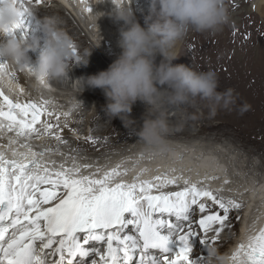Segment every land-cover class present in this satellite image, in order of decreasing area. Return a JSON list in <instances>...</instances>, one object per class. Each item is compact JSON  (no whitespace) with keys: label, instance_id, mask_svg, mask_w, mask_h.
Masks as SVG:
<instances>
[{"label":"snow or ice","instance_id":"1","mask_svg":"<svg viewBox=\"0 0 264 264\" xmlns=\"http://www.w3.org/2000/svg\"><path fill=\"white\" fill-rule=\"evenodd\" d=\"M17 2L25 14L10 34H27L33 21L38 27L39 23L27 12L25 3L31 0ZM43 2L35 0L38 6ZM85 10L92 11L90 7ZM72 50L75 51L74 46ZM4 70L5 64L0 61V71ZM9 75L13 79L15 74ZM47 103L14 101L0 89V120L8 121L0 123V129L15 131L17 137L48 133L53 128L50 123L35 127L42 111L52 115ZM55 138L61 140L58 134ZM41 155L32 153L29 164L5 161L0 156V264H206V255L198 262L191 259L192 238H198L207 252L220 233L230 229V211L242 207L234 199H225L219 190L213 194L198 186L202 182L194 183L182 176H157L154 180L158 183H137L136 177L131 184L112 186V173H106L102 179L83 175L77 178L74 173H79L80 168L74 167L57 172L58 178L53 181L34 171L40 168L36 157ZM8 163L12 166L8 176L15 177L16 184L5 179L4 165ZM181 180V191H160ZM40 183L62 185V190L58 194L55 187L45 189L37 199ZM153 188L158 194H152ZM206 201L221 211L199 219V227L204 231L200 238L192 224L197 208L201 214L208 211ZM209 232L215 235L209 237ZM248 240L247 245L240 243L232 253V264H264V228Z\"/></svg>","mask_w":264,"mask_h":264},{"label":"rangeland","instance_id":"2","mask_svg":"<svg viewBox=\"0 0 264 264\" xmlns=\"http://www.w3.org/2000/svg\"><path fill=\"white\" fill-rule=\"evenodd\" d=\"M68 1H76V6L80 4L77 0H67L65 3H67L68 6L71 7H73V4H70ZM226 1H229V8L232 6V9L235 10V8L237 7L234 6L235 3L232 2V0ZM84 2L85 1H83L82 3L84 4ZM86 2L85 5L90 4V7L92 9L91 12L84 11V13H82L77 9H70L71 7H64V11H61L58 8L59 3L57 5L43 3L42 5L35 6L36 20L41 17V14L52 15L58 18V27L68 36L73 46L75 47V51L72 50V63L76 62V57H81L84 60H87L88 55L91 53L88 58V64L86 66L82 65L79 67H73L69 71L68 75L72 80L80 77H87L89 75L96 74L99 71L106 70L108 66L113 62V60H115L116 57L120 54L118 53V50L115 49V47H112L115 46V44L118 45V41L110 40V38L107 37L109 36L107 34L111 32L110 34H114L110 36H116L119 33L123 22L112 21L110 20L111 17L109 15V17H101L102 13L97 11V9L100 8L99 6H104L106 3H110V0H105V3L100 5H97L98 0H96L95 2L87 0ZM149 2L150 0H132L131 8L133 14L136 20L141 24V26L145 25V19L149 15ZM105 6H107V4ZM30 7H32V5H30ZM230 10L231 9H229V11ZM249 16L253 17L248 18ZM235 17L236 19L232 21L236 22L238 25L232 26L227 24L221 30L212 33L189 32L183 40L179 41L180 45L183 47V53L181 52L179 54V57L174 60L173 63L184 64L197 72L208 70L214 71L218 75V91L223 92L225 89H233L234 94L237 97L236 105L231 109H218L214 114H212L208 102L197 97L195 102L191 106H184L183 108H170L167 113L168 121L172 126L171 132H174L175 134H168L165 137V141L166 139L172 140L174 138L173 140L180 139L176 141L183 142L184 139L185 141L189 140L190 138H192V136L198 137V139H206L211 136L210 134H214L212 136L215 138L219 136L217 133L222 132L224 133V135H231L232 138L235 139L233 140L230 137L233 141L237 142L239 140V143H244L245 145L248 144L247 146L253 149L256 153L258 152V157L257 154L255 155V167L252 166L249 162V159L247 160V158L245 157L242 158L243 160L246 159L244 160L246 162L243 161L242 164L244 166L249 165L247 167L245 166L244 168H247L249 170V174L251 176L255 175V179H260L262 176H264V70L262 68V66L264 65V35L262 34L260 29L254 27L253 25L251 26V22L258 21L264 24V16L260 15V13L257 12L246 13L245 11L238 9ZM238 26L240 28H243L242 32L235 31V28H238ZM34 30L35 34H37L33 37ZM216 34L219 37L222 36V39L224 36H227L226 38L230 40L229 37H231L230 46H228L226 49L227 54L223 55V58H220L219 52H222L221 47L212 51H204L203 48H201L203 52H198L199 49L197 48V41L201 40V38L212 40V36ZM37 35L38 38H40L41 40L43 39L42 32L35 24V21H33L32 33L27 32V36L29 39H32L36 38ZM204 39H202V45L208 46L207 43L204 42ZM215 39L216 36L213 38V41L218 40ZM232 39L234 43L232 42ZM242 43L245 44L243 45ZM244 46L248 47L247 58L245 56L246 52L243 53L244 48L242 49V47ZM229 48L233 52L232 56L228 51ZM117 49H119V52H121L119 47H117ZM186 52H188V54L185 55ZM224 57L228 58V60H230L231 62L229 61L230 64L228 63V66L223 67L225 68V70L222 69L221 71L222 67L220 63H218L217 59H220V61H222L224 60ZM249 60H251V63H249ZM13 69L16 70V68H10L9 72L13 73ZM249 69H251V72H249ZM229 70L231 71V73L229 72ZM17 71L19 72V74L17 75L18 79H20L21 77L26 78L24 76V72L22 73L20 70ZM232 73H234V77L231 78ZM241 75L243 77L245 75V77L243 78L241 77ZM26 80L27 79L22 81L23 86H25V88L23 87L25 91L23 90V93L17 94V97L14 96L15 94L10 96V98H12L14 101L18 100L20 102H23V96L34 94L35 91L30 89L31 87L29 88V85L26 84ZM72 80L49 81L45 83L47 88L50 90L47 89L49 92H45L44 90L42 96H44L45 98L47 97L46 99L48 104L46 105V107L48 111L52 113V115L47 114L44 120L41 123L35 125V127H40L41 124L47 122L50 123L53 128L48 133H45L37 138L39 140V143L37 144L33 142L34 138L32 137L21 136L26 142H28V144L30 143L29 145H31V142L33 145H28L30 150L28 147H25V153H30L32 155L35 149L34 146L41 147L42 150L49 151V154L38 157L37 160L39 161L41 168L47 167V172L56 169L54 171V174L49 173L50 180L54 181L58 178L57 172H63V170L65 169H72L74 167L80 168V172L79 175H77V178L81 175L90 177L91 174V176H94L96 172L100 175L96 174V176L98 177L94 178H103L107 173L106 171L111 169L113 166L112 159H118L115 155L120 154V152H123L122 154L127 156L126 158H124L125 160L130 158L132 159L133 153H136L135 156L137 154H141L142 157L144 156V158H150L151 156H153V152L146 150L143 144L138 141V137L136 135V132L139 130L140 125L143 123V116L145 113V105L142 102L137 101L132 107V112L129 118L135 121L134 124L125 127L124 123L119 118H115L112 119L111 122H107L105 121L107 117H105L103 112V106L105 105L106 100L102 90L86 88L85 91L80 94L82 89H80L76 85L75 81ZM243 80H245L246 84L250 85V88L247 89V94H249L248 101L243 99L245 94L244 89L241 86H239L240 88L238 87L239 83ZM238 92L241 93V95H239ZM5 93L7 94L6 91ZM76 98L83 102L86 109L79 111H74L72 109V105ZM64 113H69V115L65 117ZM0 122L3 124L8 123V121L6 120H0ZM126 123L129 122L126 121ZM194 127L197 130L198 135H187V133H185L187 130L191 128L193 129ZM180 129L182 134L178 135V131ZM6 131V128L0 129V136L7 140L9 138L13 139L12 142H10V145L12 143H15L17 145L19 143L22 144L23 140L21 138L15 140L16 142L14 141V139L17 138L15 131H12L11 133H7ZM41 131H43V129H41ZM57 134L61 137L60 141H57L55 138ZM72 135L74 136L72 137ZM17 145H11L9 147V153H23V149H20L21 152L16 149ZM165 145V149H167L168 144L165 143ZM31 147L34 148L32 149ZM15 150H17V152ZM50 152H52V154H50ZM54 152L56 155H54ZM106 159L109 162L111 160L112 163H109ZM118 161H116V164L121 165L120 160ZM46 163H56L59 167L50 168ZM105 164H111V167L106 168V166L104 167ZM84 165H88V167L84 168ZM122 167L123 165L119 166V168ZM255 169L257 170V172ZM90 179L93 178L90 177ZM181 185H168L167 188L164 187L160 191H180L182 190L181 188L179 189ZM37 187L39 188V191L36 192V197L40 198V192L44 191L45 189L53 190V188L55 187L56 190L57 188H62V185L54 186L51 183H40ZM221 196H223L225 199H234L235 201L240 199L239 197L230 198L225 195ZM215 206L216 205H214L213 203L206 205L207 209L209 208V211L204 215L212 214L215 211L213 210L216 208ZM235 211L239 214L238 210ZM259 212L260 211H258L257 214H253L252 217L258 215ZM234 215L235 212L233 209L230 211V219H232ZM249 221L251 223V220ZM235 225H238V223L232 224V222H230L231 227H235ZM220 238L225 239V234L221 233ZM198 249L199 248L194 249V252L198 251ZM201 251H204V249H202Z\"/></svg>","mask_w":264,"mask_h":264},{"label":"clouds","instance_id":"3","mask_svg":"<svg viewBox=\"0 0 264 264\" xmlns=\"http://www.w3.org/2000/svg\"><path fill=\"white\" fill-rule=\"evenodd\" d=\"M103 3L105 0H98L97 5ZM111 3L114 8L107 15L123 22L117 42L120 54L106 70L72 80L69 71L86 66L91 53L87 60L76 57L72 63L73 44L58 27L55 17L37 19L42 42L38 37L29 39L27 34H10L25 10L17 0H0V61L5 64V70L0 71V89L15 93L17 85L8 69L16 66L27 67L37 85L72 80L82 89L80 94L86 88L102 90L106 100L105 121L119 118L125 127L135 123L129 117L133 105L140 101L145 105V113L136 135L144 148L154 153L166 148L165 137L172 131L167 115L170 108L191 106L197 97L208 102L212 114L236 105L233 89L218 91L217 73L197 72L173 63L179 57L177 43L189 32L212 33L228 24L225 0H150L144 26L133 14L132 0H111ZM27 12L36 18L35 9L28 8ZM100 13L101 17L105 15ZM37 50L38 56L33 61L29 53ZM157 56L161 57L159 63ZM72 109L86 108L76 98ZM206 257V264H232L230 253H221L215 247L207 250Z\"/></svg>","mask_w":264,"mask_h":264},{"label":"bare ground","instance_id":"4","mask_svg":"<svg viewBox=\"0 0 264 264\" xmlns=\"http://www.w3.org/2000/svg\"><path fill=\"white\" fill-rule=\"evenodd\" d=\"M61 1L64 4H66V6H68V4L65 3L67 0H61ZM77 1L80 3L77 6H76V1H68L70 4L71 3L73 4V7H71V6H68V7H71L70 9H77V10L81 11L82 13H84V11H86L85 9L87 7H90V4L85 5L86 0H77ZM83 1H85L84 4L82 3ZM90 1L95 2L96 0H90ZM232 2L235 3L234 6H237L235 8V10L232 9V6L229 8V1L225 0L226 8L228 9V11H229V9H231L228 13V15H229L228 24L229 25L234 26L233 24L230 23V21L236 19L235 15H236V12L238 9H241V10L245 11L246 13L257 12V13H260V15L264 16V0H232ZM25 4H26V6L30 7L29 3L26 2ZM74 4H75V6H74ZM106 4H107V6H105ZM106 4L104 6H99L100 8L97 9L98 12H104L105 13L104 16L107 15L106 12L110 13V11H112L114 8V5L111 3V0H110V3H106ZM149 4H150V2L148 3V5ZM63 7H65V6H63ZM145 10H146V8H145ZM86 12H88V11H86ZM44 17H54V16L41 14L40 18H44ZM55 18H57V17H55ZM110 20L114 21L112 18ZM111 25H113V24H111ZM96 31H98V30H96ZM235 31L236 32H238V31L242 32L243 28L242 27L240 28L238 26V28H235ZM110 33L107 34V35H109L107 37H109L110 40L118 41L119 33L114 37L110 36L114 33H112V34H110ZM104 34H102V35H104ZM213 36L214 37L216 36L215 40H217V39L218 40L213 41V38H214ZM213 36L211 38L212 40L201 38V40L197 41V43H198L197 48L199 49L198 52H201V51L203 52V50L204 51H208V50L212 51V50H216L217 48L219 49L221 47L222 52H219V56H220V58H223V55L227 54L226 49L228 46H230L231 37H229L230 38V40H229L228 38H226L227 36H224L223 39H222V36L219 37L217 34L213 35ZM202 39H204V42L207 43L208 46L202 45V42H203ZM193 41H194V39H193ZM232 42H233V39H232ZM212 45H215V46H212ZM116 46L118 47L117 44H115V46H112V47H115V49L118 50V53H120L119 49H117ZM201 48H203V50ZM243 48H244L243 53L246 52L245 56L247 58L248 47L244 46V47H242V49ZM176 51H178L179 54L183 51V47L180 45L179 42L176 45ZM228 51H229L230 55L232 56L233 52L231 51L230 48ZM186 54H188V52H186L185 55ZM29 56L33 61H35L37 56H38V50L36 52H30ZM160 59H161V57L157 56L156 63H159ZM217 61H218V63H220V65L222 67L221 71H222V69L225 70V68H223V67L228 66L227 64L228 63L230 64V62H231L230 60H228V58H225V57H224V60L220 61V59H217ZM249 63H251V60H249ZM14 68H16V70L13 69L14 70L13 73L15 74L13 79L15 80L16 85H17L16 91L14 93L15 95L14 94H8V93L7 94L9 96L14 95L15 97H17L16 96L17 94L23 93L25 86H23L22 81L27 79L26 84L29 85V88L31 87L30 89H32L35 92H34V94L23 96V98H24L23 102H25L27 99H33V100L37 101V103H39V104L41 103V101H47V99H46L47 97L45 98L44 96H42V93L44 92V90H45V92L46 91L49 92L48 90H50L47 88L46 84L43 83V84L37 85L34 78L29 75L27 67L16 66ZM262 68L264 70V65L262 66ZM17 70H20L22 73L24 72L25 73L24 76L26 78L21 77L20 79H18L17 75L19 74V72ZM8 71H9V69H8ZM229 72L231 73L230 70H229ZM235 72H236V70H235ZM249 72H251V69H249ZM227 73H228V71H227ZM233 74L234 73H232L231 78L234 77ZM241 77H243V76L241 75ZM244 77H245V75H244ZM20 82H22V83H20ZM32 84H34V85H32ZM239 86H241L245 91L243 99L248 101L249 94H247L248 93L247 89L250 88V85L246 84L245 80H243L242 82L239 83L238 87ZM49 88H50V86H49ZM21 89H22V91H21ZM46 95H48V94H46ZM239 95H241V93H239ZM239 95H238V97H239ZM240 99H241V97H240ZM43 116L44 115L40 116V121H42ZM173 133L170 132L169 134L174 135L175 133L174 134ZM185 133H187V135H198V132L195 129V127L193 129L191 128V129L187 130ZM181 134H182V132L180 129L178 131V135H181ZM217 134L219 135L218 137L214 138L212 136L214 134H210L211 136L206 138V139H202V138L198 139V137L192 136V138H190L189 140H186V141H185V139H184V141L182 140L183 142L176 141V140H180V139H176V140H173L174 138L172 140L166 139L165 143L168 144L167 145L168 148L162 152H159V153L153 152V156H151L150 158H144V156L142 157L141 154L140 155L137 154L135 156L136 153H133L132 159L130 158V159L125 160L124 158H126L127 156L123 155L122 154L123 152L122 153L120 152V154H122V155H120V154L115 155V156H117L118 159H114V158L112 159V161H113L112 165L115 167L112 166V168L107 170L106 172L112 173L114 176V179L112 181V186H114L116 183L131 184V183H133L134 178H136V177H138L137 183L139 181H150L152 183H158V181L154 180V178L157 176H160L162 178L165 177V175L168 178L182 176L185 179H189L191 182H194V183L198 182V181L202 182V184H199L198 186L211 190L213 192V194H216L217 190H219V193L221 195H225V196H228L230 198L239 197L240 199H244V201L241 203L242 207L238 210L239 214H241V216H242L240 224H239L240 230H238V232H240L242 235H241V240L237 241V245H235L234 248L232 246V250L235 252L240 243H244L245 245H247L249 242L248 238L250 236L257 235L259 230L261 228H264V176H262L260 179H255L256 176L255 175H254L255 177L251 176L249 174V170L247 168H244L246 165L244 166L242 164V162L244 160H246V159L243 160V158L245 157V158H247V160L249 159L250 164L255 167L256 166V165H254V163L256 162L255 155L258 152L256 153L253 149H251L249 146H247L248 144L245 145L244 143H239L238 142L239 140L237 142L233 141L235 139L232 138L231 135H224L223 132L217 133ZM0 138H1V136H0ZM3 140L0 139V149H2V148L10 149L9 148L10 143H8L6 145ZM14 141H15V139H14ZM33 142H34V140H33ZM29 144H28V142H26V144L22 145V146H27L28 148H29V146H33L32 142H31V145H29ZM18 145H21V144L19 143ZM34 147H31V148L33 149ZM23 148H24L23 153H19V154L15 153L14 154L13 152L9 153V150H8L5 154H3L1 156L3 157V159L5 161H17V162H23L24 164H26L28 161H30L31 158H33V156L30 153H25V147H23ZM15 151L17 152V150H15ZM46 154H49V151L46 150ZM50 154H52V152H50ZM124 154H125V152H124ZM257 157H258V154H257ZM118 160H120V164L123 165L122 168H119V166H121V165L116 164V161H118ZM112 161L110 160L111 163H112ZM244 162H246V161H244ZM46 164L50 168L59 167L56 163H46ZM260 165H262V164H260ZM4 166L7 167L6 172H5L6 181L11 179V182L13 184H16L15 177H9L8 176V171L12 170V166L11 165L7 166V164ZM105 166H106V168H109V167H111V164L110 165L105 164L104 167ZM247 166H249V165H247ZM257 167H259V166H257ZM46 168L40 167L39 168L40 170L34 169V171L38 175H44V176H47L48 178H50L49 173L54 174V172H52V171H49V172L46 171L45 172L44 169H46ZM113 170H115V172H113ZM173 170H175V171H173ZM256 172H257V170H256ZM74 174L76 176L79 175V173H74ZM96 174H97V172H96ZM96 174H94V176H91V174H90V177H92L93 179H97V178H94V177H98V176H96ZM97 175H100V174L98 173ZM213 177H216V179H212ZM100 179H102V178H100ZM225 181H227V183H225ZM30 182H33V181H30ZM177 184H180V185L182 184L179 187V189L183 188V181L182 180L178 181ZM153 189H154V190H152L153 195L158 194L157 190L155 188H153ZM210 203H212V202L206 201V205H209ZM258 211H260L259 214L252 217L253 214H255V213L257 214ZM173 219H175V218H173ZM249 220H251V223ZM195 223L196 222L193 221L192 227L195 225ZM11 231H12V229H9V233H11ZM57 239H58V237H57ZM54 247H55V245H54ZM192 252H194V250ZM90 260H91V257L88 258L89 262H90Z\"/></svg>","mask_w":264,"mask_h":264},{"label":"water","instance_id":"5","mask_svg":"<svg viewBox=\"0 0 264 264\" xmlns=\"http://www.w3.org/2000/svg\"><path fill=\"white\" fill-rule=\"evenodd\" d=\"M33 102V101H32ZM42 113V112H41Z\"/></svg>","mask_w":264,"mask_h":264}]
</instances>
